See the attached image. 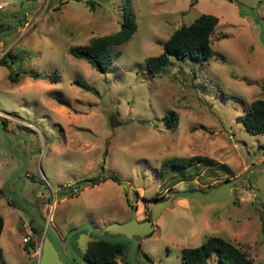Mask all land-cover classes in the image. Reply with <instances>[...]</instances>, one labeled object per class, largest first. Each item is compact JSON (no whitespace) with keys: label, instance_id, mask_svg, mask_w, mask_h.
I'll return each instance as SVG.
<instances>
[{"label":"rangeland","instance_id":"obj_1","mask_svg":"<svg viewBox=\"0 0 264 264\" xmlns=\"http://www.w3.org/2000/svg\"><path fill=\"white\" fill-rule=\"evenodd\" d=\"M0 3V13L16 8L21 15L20 25L3 34L10 53L0 63V126L4 121L13 149L16 137L23 139L27 159L12 191L38 206L63 237L83 223L102 229L147 218L154 202L174 192L153 231L140 238L141 264H181L183 247L212 234L264 261V132L236 119L264 97V0H130L137 27L127 41L109 44L113 60L104 70L69 49L118 30L125 0ZM202 12L218 16L213 54H169L151 73L145 58ZM195 154L202 158L159 173L164 160ZM21 164L0 133L1 264H34L31 247L45 235L3 190ZM109 173L119 180L90 183ZM27 232L32 239L25 243ZM208 262L219 264L216 250Z\"/></svg>","mask_w":264,"mask_h":264},{"label":"trees","instance_id":"obj_2","mask_svg":"<svg viewBox=\"0 0 264 264\" xmlns=\"http://www.w3.org/2000/svg\"><path fill=\"white\" fill-rule=\"evenodd\" d=\"M124 8L123 18L118 30L113 33L93 36L89 44L74 45L70 47V52L76 57L85 59L94 68L104 70L113 60V55L109 50V44L127 41L137 27L130 0H125ZM217 22V15L202 12L191 22L182 23L180 26L176 27L166 40L163 41V50L159 54L150 55L145 58L149 71L155 74L163 69L169 54H174L176 56L188 55L196 58L210 57L213 54L210 36ZM223 36H226V33H224ZM9 53L10 50H7L1 55L0 63H6V56ZM30 75L35 78L41 77L40 72H33ZM9 77L12 80L14 79L11 73H9ZM74 83L84 88L89 87L87 83L78 79H75ZM170 116H174V112H171ZM236 119L242 121L246 129L250 132H264V97H257L251 100L244 112L238 114ZM1 126L4 127V125ZM201 158V155L195 154L189 157H172L166 159L162 162L159 173L165 174L173 166L190 165ZM105 178H112L118 181L119 175L116 173H109L101 177H94L90 179V183L95 184ZM70 193L72 194L74 191L71 189ZM12 201L28 211L20 205L16 199L12 198ZM31 216L35 219L32 214ZM3 225L4 218L0 212V234ZM262 232L264 234V225L262 226ZM127 248V241L109 242L103 239H97L92 241L81 255L94 264H117L118 257H123L125 264H131L126 255ZM213 250L217 251L219 264H264V261L254 260L245 250L233 241L217 234L207 236L198 245L183 247L181 264H209L208 257ZM2 254L3 249L0 246V260ZM146 254L149 256L148 253Z\"/></svg>","mask_w":264,"mask_h":264},{"label":"water","instance_id":"obj_3","mask_svg":"<svg viewBox=\"0 0 264 264\" xmlns=\"http://www.w3.org/2000/svg\"><path fill=\"white\" fill-rule=\"evenodd\" d=\"M0 22L12 23L10 27L0 29V35L14 31L16 29L15 22L19 23V20L0 18ZM0 133L2 134L5 147L10 153L22 160L20 167L15 170L3 184V190L10 197L16 199L20 205L26 208L44 228L45 235L42 240L41 254L39 259L34 264H62L64 261L68 264L74 263V259L78 264H94L89 259L83 257L76 249L79 248L80 252H84L89 242L97 239H103L109 242L127 241L128 248L126 255L131 264H141L136 258V250L140 244V238L149 234L154 229V221L160 215L163 208L171 205L174 192H171L169 196L162 200L154 202L151 208V214L147 218L138 219L131 217L123 222H110L102 228V230L95 227L92 223H83L72 227L65 235L64 239L54 230L49 224V221L41 213L38 206L31 205L23 197L15 193L9 188L11 180L20 173L27 165V159L24 156L25 143L23 139H20L21 147L13 149L11 147L10 138L7 134V130L0 126ZM76 236V247L72 242V236L78 232ZM75 238V239H76Z\"/></svg>","mask_w":264,"mask_h":264},{"label":"crops","instance_id":"obj_4","mask_svg":"<svg viewBox=\"0 0 264 264\" xmlns=\"http://www.w3.org/2000/svg\"><path fill=\"white\" fill-rule=\"evenodd\" d=\"M2 7V4L0 3V8ZM0 18H8V19H19L21 21V15L19 14L18 10L16 8H13L11 10H4L2 13H0ZM19 23H16L15 22V26H19L20 25V22ZM13 24L12 23H6V22H0V29H3V28H6V27H10L12 26ZM4 36L6 35H3L1 34L0 35V57L2 54H4L7 50H10V48H8V46L10 45L9 44H4ZM7 38V36L5 37ZM8 39V38H7Z\"/></svg>","mask_w":264,"mask_h":264},{"label":"built area","instance_id":"obj_5","mask_svg":"<svg viewBox=\"0 0 264 264\" xmlns=\"http://www.w3.org/2000/svg\"><path fill=\"white\" fill-rule=\"evenodd\" d=\"M30 229V228H29ZM30 231H32L30 229ZM23 242H30L32 239V232H27L26 234H24L21 237ZM41 247H42V242H40L39 244H36L35 246L31 247V251H32V255L37 257L39 259L40 254H41Z\"/></svg>","mask_w":264,"mask_h":264},{"label":"flooded vegetation","instance_id":"obj_6","mask_svg":"<svg viewBox=\"0 0 264 264\" xmlns=\"http://www.w3.org/2000/svg\"><path fill=\"white\" fill-rule=\"evenodd\" d=\"M2 123H1V125H4V128L7 130V128H6V124H5V122L4 121H1ZM12 135V134H11ZM14 138V137H13ZM16 139L18 140V145H16L17 147H21V142H20V137H16ZM24 153H25V151H24ZM23 153V154H24ZM98 229H100V230H102L101 228H98ZM78 233H79V231L78 232H76V233H74L73 234V236H72V239L74 238H76V236L78 235ZM62 237V239H64V237L63 236H61ZM72 242H73V244L75 245V247H76V242L74 243V241L72 240ZM92 242V241H91ZM90 242V243H91ZM76 249H77V251L80 253V254H82L83 252H80L79 251V248L78 247H76ZM74 263H76V264H78L77 262H76V260L74 259ZM62 264H68V263H66L65 261L62 263Z\"/></svg>","mask_w":264,"mask_h":264}]
</instances>
